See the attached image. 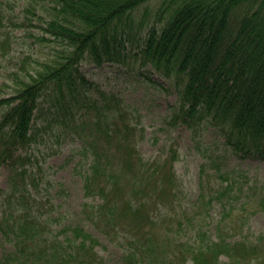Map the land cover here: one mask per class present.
<instances>
[{"label":"trees","instance_id":"16d2710c","mask_svg":"<svg viewBox=\"0 0 264 264\" xmlns=\"http://www.w3.org/2000/svg\"><path fill=\"white\" fill-rule=\"evenodd\" d=\"M149 1H27L22 21L32 23L30 16L37 15L45 33L64 42L69 51L53 62H42L21 79L22 86L14 93L0 97V166L13 168L12 197L26 201L25 193L17 189L25 174L18 164L34 138L33 120L42 97L51 95L63 109L60 123L65 124L68 113L74 116L75 108L88 105L98 124L111 117V123L119 126L120 98L105 95L104 104L95 103L98 100L88 89L92 83L78 63L86 56L98 64L125 60V39L133 33L137 11ZM157 17L161 24L149 26L143 59L169 76L173 72L185 78L170 123H183L197 134L200 125L210 121L237 153L263 158L264 0H161ZM5 18L0 9V26ZM7 44L0 37V53ZM108 129L109 144L102 143L101 135L76 131L84 141L83 152L92 156L83 177L85 194L102 199L91 206L93 217L108 238L127 244L124 264H264L263 234L253 241L232 242L226 237L235 227L227 222L233 214L231 204L238 198L246 203L253 198L256 186L248 176L226 173L216 184L208 176L206 186L200 180L196 214L216 199L225 204L216 237L202 231L200 241L189 242L169 226L156 233L154 229L162 225L156 212L168 205L170 183L176 179L177 151L146 167L127 133ZM259 204L264 210V192ZM25 208L0 217V231L14 242L0 264H105L96 250L98 238L84 226L69 228L61 238L50 234L36 211ZM183 224L179 221L178 229ZM171 231L177 235L174 240ZM223 255L229 260L222 261Z\"/></svg>","mask_w":264,"mask_h":264},{"label":"rangeland","instance_id":"374dc122","mask_svg":"<svg viewBox=\"0 0 264 264\" xmlns=\"http://www.w3.org/2000/svg\"><path fill=\"white\" fill-rule=\"evenodd\" d=\"M27 1L0 0V9L6 16L4 25L0 26V37L8 40L0 53V97L14 93L22 86L21 79H27L42 62H53L69 51L64 42L45 33L37 15L30 16L32 23L22 21ZM160 4L161 0H151L137 11L133 33L125 39V60L98 64L86 56L78 63L80 71L92 83L88 84V89L98 100L95 103L104 104L105 95L120 98L123 108L118 118L119 126L111 123L114 122L111 117L98 124L100 120L95 110L88 105L75 108L72 117L68 113L63 124V109L57 101L49 94L42 97L33 120L34 138L18 164L25 174L17 189L25 193L26 201L12 197V166H0V217L29 207L40 215L50 234L61 238L69 228L84 226L98 238L96 250L104 257L105 264H124L127 244L108 238L93 217L91 206H96L102 199L85 194L83 177L90 168L92 156L83 152L84 141L76 131L101 135L102 143L109 144L105 133L109 126L111 132L119 128L122 133H127L128 142L135 146L146 167L177 151L176 179L170 183L168 205L160 206L156 212L158 222L162 224L154 229L156 233L162 234V228L169 226L180 231L179 237L189 242L200 241L198 234L202 231L207 237H216L224 202L214 200L207 210L202 207L201 215L196 214L194 206L201 192L200 180L206 186L210 176L216 184L222 175L229 173L237 177L238 174L248 176L256 188L250 202L238 198L231 204L233 214L227 222L235 227L226 235L227 240L253 241L264 235V210L259 204L264 192V157L237 153L227 143L220 128L210 121L203 122L197 134L183 123H170L185 78L176 77L173 72L171 76L165 74L163 69L146 63L142 56L149 26L161 24L157 17ZM142 18L144 24L140 25ZM2 112L3 108H0V118ZM81 115L84 118L77 119ZM179 221L184 223L181 230L178 229ZM169 235L173 240L177 237L174 231ZM13 249L14 242L0 231V258ZM221 260L228 261L229 258L223 255Z\"/></svg>","mask_w":264,"mask_h":264}]
</instances>
